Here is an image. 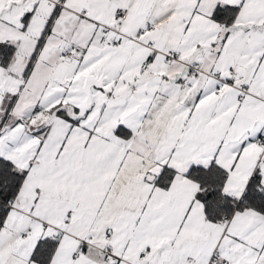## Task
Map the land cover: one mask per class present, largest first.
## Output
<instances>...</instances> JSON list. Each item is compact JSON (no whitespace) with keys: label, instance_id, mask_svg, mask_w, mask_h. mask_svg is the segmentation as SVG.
I'll return each mask as SVG.
<instances>
[{"label":"snow or ice","instance_id":"1","mask_svg":"<svg viewBox=\"0 0 264 264\" xmlns=\"http://www.w3.org/2000/svg\"><path fill=\"white\" fill-rule=\"evenodd\" d=\"M0 264H264V0H0Z\"/></svg>","mask_w":264,"mask_h":264}]
</instances>
